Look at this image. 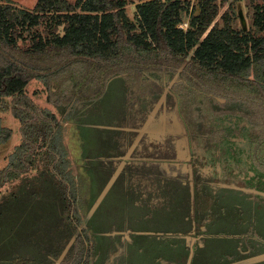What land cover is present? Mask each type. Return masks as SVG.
<instances>
[{
	"label": "trees",
	"instance_id": "16d2710c",
	"mask_svg": "<svg viewBox=\"0 0 264 264\" xmlns=\"http://www.w3.org/2000/svg\"><path fill=\"white\" fill-rule=\"evenodd\" d=\"M126 5L127 0H37L26 9L0 0V144L13 134L1 112L18 119L22 136L8 166L0 169V194L7 182L16 191L33 180L21 182L22 167L39 168L31 155L42 150L41 165L51 174L48 181L54 185L51 191L61 217L47 222L51 233L45 238L42 231L41 242L35 240V233L13 228L7 238L10 253L0 256V264H55L70 241L57 264H82L90 253L86 231L78 230L83 220L78 189L73 172L67 173L71 160L63 138L68 123L74 132L85 128L94 132L79 138L82 154L87 136L100 144L92 148L97 161L91 169H107L108 175L94 191L93 201L126 155L117 171L131 174L126 186L138 194V203L185 206L187 229L182 231L186 234L194 226L188 192L192 179L196 194L204 195L207 202L213 198L216 202L220 191H234L258 217L260 207L249 192L234 186L213 191L204 172L191 177L193 167L182 164H187V145L191 156L199 152L193 142L213 148V163L216 150L222 148L229 174L241 179L243 172L245 186L263 189L264 2L252 0V24L247 29L241 22L236 26L235 0H139L133 17ZM183 21L185 28L179 26ZM31 78L45 84L51 110L39 108L26 91ZM163 95L164 102L158 105ZM240 122L245 123L241 138L235 129ZM243 139L246 145L241 144ZM88 178L92 182L94 176ZM241 205L234 209L238 218L244 210ZM216 206L213 202V207L203 209L207 213L196 216L207 229L219 210H227L224 205L213 209ZM181 240L189 254L190 247ZM177 242L172 241L174 248ZM113 244L102 264H115L113 248L124 245ZM177 262L176 256L158 260V264Z\"/></svg>",
	"mask_w": 264,
	"mask_h": 264
},
{
	"label": "rangeland",
	"instance_id": "374dc122",
	"mask_svg": "<svg viewBox=\"0 0 264 264\" xmlns=\"http://www.w3.org/2000/svg\"><path fill=\"white\" fill-rule=\"evenodd\" d=\"M138 1L139 0H127L126 11L130 17H133L135 4L138 3ZM189 1L193 3L197 0ZM256 1L264 2V0ZM15 2L19 4H16V6L31 9L34 7L37 0H15ZM235 8L237 12L239 10L242 11L245 29L249 28L252 24V0H235ZM223 9L224 6L220 8V13ZM240 22V18L238 17L236 26H241ZM179 26L185 28L186 21L180 23ZM169 86L170 84L166 85L165 88L168 89ZM26 91L31 95L39 108H49L51 110V105L46 101L45 84L42 80L39 78H31L26 85ZM161 102H164V95L161 97L158 105ZM158 105H156L155 108H157ZM114 112L115 109L111 111V113ZM1 114L6 126L12 128L13 134L10 140L4 144H0V169L8 166L11 152L15 145L22 140L18 119L10 112H1ZM243 124L245 123L240 122V126H236L235 128L240 138L244 136V133L241 132L242 130L240 129ZM64 125L63 140L69 149L68 158L71 160V170L67 169V171L70 170L67 173H74L71 174L74 176L73 179L78 189L76 196L82 205L80 214H82L83 220L79 224L81 228H78V230H82V232L86 231L89 238V241L87 239L86 242L90 246L89 252L92 258L96 257L97 259V256H99L97 252L100 250H102L101 255H104V253L108 251V247L115 241L124 245L122 248L120 246L118 248H113L116 254H120L117 257L121 256L120 262H123V264H158V260H169L173 259L174 256L178 259L177 264H184L186 257V264H233V260L241 261L242 258L239 257V255L242 254V250H252V248H255V250H260L264 253V187L260 190L259 188L245 186L246 181L242 178H244V176L246 177V174L243 172L241 179L238 176L234 177L229 174L228 170H230V167L225 163V154L222 148H214V150H218H216L217 156L213 159L216 163H213L212 157L210 156L212 155L210 152L213 151L211 150L213 148L206 149L202 142L196 141L195 144L193 142V149L197 152L199 150V152L196 156L190 155L189 158H186L184 161L187 162V164L182 165L185 167H193V172H189L191 177L197 174L196 171L204 172L202 175L209 179L213 191H217L218 189L223 190L221 188L225 186H234L237 188L241 187L243 191L249 192V194L252 195V200H256L258 202L257 206L260 207L256 209L258 217L256 218L254 215H251L248 202L239 193L234 191H220L216 202L214 198L212 202H207L204 195L196 194L198 188L196 187V182L192 179L191 188L193 190L190 188L188 192L190 197L192 196L190 203L194 226L191 232L186 234V232L184 233L182 231L187 229L184 226L186 225L184 220L185 206L182 207V205L177 202H175V204L164 203L162 207H159L156 203H138L136 198L138 194L133 191L130 186H126L130 181L131 174L127 171H124L122 174L117 171L126 159V155L123 161L120 162L118 168L104 184L101 190L102 193L96 199L97 201H93L95 196L94 191L100 187L105 176L108 175V173H106L107 169H101L99 172L98 170L94 171L91 169L97 161L92 148L97 147V145L100 146V144L93 138H88L87 136L83 146L85 147L86 153L82 154V140L79 138L82 137V134L86 135L94 132L91 128H85L82 130V133L77 131L74 132V129L69 128V123ZM136 142L137 139L133 142L132 146H134ZM246 143L247 140L245 139L241 141V144L246 145ZM31 150H33V147H31L29 151ZM40 151V154L31 155L34 162L39 164V168H31L27 164H24L22 167V171H24L23 173L25 174L21 182L25 179H27V181L33 179L31 182H25V184L18 186L16 191H14L11 182L5 183L2 188L0 194L1 257H5L10 253L8 250L7 238L9 232H11L13 228L17 230L20 229L21 231L26 229L28 234L35 233V240L41 242L43 240L42 231L45 232V238L51 233V230L47 226V222L55 223L61 218L57 212V210H59L58 200L51 191L54 185H49L48 181L51 174L44 170V167L41 165V159L44 154L42 150ZM128 153L129 151L127 155ZM103 156L106 157L107 154H103ZM199 162L201 163L200 168H198ZM225 167H227V170L223 172V168ZM230 172L235 171L231 169ZM251 173L252 171H249L250 175ZM91 176H94L92 182L88 178ZM118 176L119 178L117 179ZM253 184H256L255 186L257 187L260 185L259 182H254ZM191 190L194 194L191 193ZM15 192H17V194ZM258 194L261 198H259ZM196 202L198 206H196ZM213 202L215 206L217 205L213 209L218 208L219 210V208L224 205L227 210L225 213L219 210L218 216L214 218L210 214L213 219L210 220L209 229H207L205 225L199 221V217L202 216L203 213H207L203 209L208 206L213 207ZM238 202L243 204L241 206L244 209L241 212L237 210L240 212L239 218L236 212H234L235 206H237V204L240 205ZM16 208L17 212L15 213ZM5 209L7 213H5ZM197 215H199V217L196 218ZM89 220L92 224L88 222ZM241 228L245 229V234L243 235L241 234ZM110 235H113V237ZM111 239H113L112 242L109 241ZM181 239H184L183 241L188 247L191 243L194 244L192 253L186 254L182 248V243H180L182 242ZM173 240H178L175 248L172 246L174 245L172 244ZM71 243L72 241L69 242V246ZM96 245L97 247H95ZM122 249L124 250L123 254L120 252ZM248 258V261H252L250 264H264V257L260 259ZM84 262L85 260H83L82 264H84ZM99 263L101 264V260H99ZM245 263L244 261V264Z\"/></svg>",
	"mask_w": 264,
	"mask_h": 264
},
{
	"label": "crops",
	"instance_id": "0c3cea01",
	"mask_svg": "<svg viewBox=\"0 0 264 264\" xmlns=\"http://www.w3.org/2000/svg\"><path fill=\"white\" fill-rule=\"evenodd\" d=\"M11 1H13L14 2V4H18L17 2H15V0H11ZM19 5V4H18ZM99 197V196H98ZM79 228H81V225L79 226ZM74 235H77V232L74 234ZM110 241V240H109ZM120 244V243H119ZM69 245V244H68ZM68 245L66 246V248H65V250L62 252V254H61V256L57 259V261H56V263L55 264H57L58 262H59V260H60V258L62 257V255H63V253H65L66 251H67V247H68ZM113 245L114 244H112L111 246L113 247ZM122 245V244H121ZM193 243H191L190 244V252L189 253H192V249H193ZM118 246V245H117ZM95 247H97V245L95 246ZM96 251V250H95ZM98 251V250H97ZM101 251L102 250H100V251H98L97 252V254L99 255V256H97V259H96V257H94V258H92L91 257V254L89 253V255L87 256V257H85L84 258V260H85V262H84V264H100L99 263V260H101V264L103 263V258L105 257V256H107V253H104V255H101ZM241 253L242 254H240L239 255V257H241L242 259H241V261H232V263L233 264H244V261L246 262L245 264H250L252 261L250 260V261H248L249 260V258L248 257H250V258H252V259H260L261 257H264V253H263V251H260V250H242L241 251ZM249 254V255H248ZM118 255H120L119 253L118 254H116V256H115V258H114V262H115V264H123V262H120V257H117ZM89 259H90V261H89Z\"/></svg>",
	"mask_w": 264,
	"mask_h": 264
},
{
	"label": "water",
	"instance_id": "95a60500",
	"mask_svg": "<svg viewBox=\"0 0 264 264\" xmlns=\"http://www.w3.org/2000/svg\"><path fill=\"white\" fill-rule=\"evenodd\" d=\"M238 14H239V18H240V21H241L242 27L245 28V26H244L245 21H244V17H243L242 11L239 10V11H238ZM143 131H145L144 128L140 130V133L143 132ZM114 175H115V174H114ZM105 188H106V186H105ZM101 193H102V192H101ZM101 193H100V194H101ZM96 201H97V200H96Z\"/></svg>",
	"mask_w": 264,
	"mask_h": 264
},
{
	"label": "flooded vegetation",
	"instance_id": "af4514ba",
	"mask_svg": "<svg viewBox=\"0 0 264 264\" xmlns=\"http://www.w3.org/2000/svg\"><path fill=\"white\" fill-rule=\"evenodd\" d=\"M187 150H188V151H187L188 153H187V155H186V158H189L190 154H189V146H188V145H187Z\"/></svg>",
	"mask_w": 264,
	"mask_h": 264
}]
</instances>
